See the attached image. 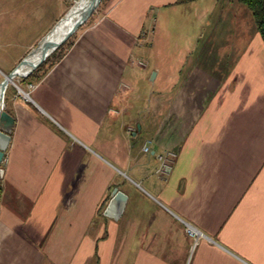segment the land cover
I'll use <instances>...</instances> for the list:
<instances>
[{"label": "crops", "instance_id": "0c3cea01", "mask_svg": "<svg viewBox=\"0 0 264 264\" xmlns=\"http://www.w3.org/2000/svg\"><path fill=\"white\" fill-rule=\"evenodd\" d=\"M21 1L16 15L39 10L45 36L66 11V0ZM163 32L167 47L144 50ZM147 65L156 91L144 109L134 74ZM25 84L5 93L0 264H264V45L245 6L105 0ZM115 188L128 199L118 221L104 216Z\"/></svg>", "mask_w": 264, "mask_h": 264}, {"label": "rangeland", "instance_id": "374dc122", "mask_svg": "<svg viewBox=\"0 0 264 264\" xmlns=\"http://www.w3.org/2000/svg\"><path fill=\"white\" fill-rule=\"evenodd\" d=\"M8 6L11 12L9 13H2L1 3H0V82L3 79V74H9L10 70L16 66L17 58L18 56L24 51L25 47L31 44L32 42H36L35 47L40 43L42 40L45 28H47V24L41 21L40 22V16H37L40 14L39 10L36 12L35 8L31 10L30 7L27 6L23 9L18 10L19 15H16L17 7L22 5L21 0H7ZM77 0H66V12L73 6ZM105 4V0H102L100 5L97 7L95 12L91 15V17L83 24L81 25L71 36L70 38L64 43L68 44L69 42L75 41V39L78 37L79 33L88 25H90L101 13L103 10ZM37 5V6H36ZM34 6L38 7V3L34 4ZM63 15V16H64ZM62 16V17H63ZM61 17V18H62ZM162 23L159 22V27L162 28ZM254 31H256V26L254 24ZM45 36V35H44ZM154 37V36H153ZM167 39V40H166ZM37 40V41H34ZM155 40V41H154ZM148 39L146 41V44H143L144 50H148L151 47L155 48H163L167 47L166 44L169 43V33L163 32L161 33L160 37H157L155 39ZM158 40V41H157ZM158 42V43H157ZM33 47L32 49H34ZM29 49V52L32 50ZM28 52V53H29ZM26 54V56L28 55ZM149 53L145 54L143 56V59H150L152 56L148 55ZM214 58V57H213ZM232 56L228 55V63L224 62L221 63L223 68H225V65L231 66V60ZM216 59V58H215ZM228 66V67H229ZM136 74H134V78L136 83L139 85V91L146 97L145 105H141L144 109L146 107H150L151 105L147 103L150 101V97L154 94L156 91V88H153L151 81L148 80V76L150 75V68H137ZM128 76V75H127ZM22 78L15 79L14 83L17 87L20 89H26L25 82H21ZM16 86L9 85L8 89H13ZM6 95V94H5ZM6 97V96H5ZM166 106V105H165ZM162 105L160 106V110L158 111V116L162 114L163 108L165 107ZM5 109V107H4ZM156 116V114L154 115Z\"/></svg>", "mask_w": 264, "mask_h": 264}, {"label": "water", "instance_id": "95a60500", "mask_svg": "<svg viewBox=\"0 0 264 264\" xmlns=\"http://www.w3.org/2000/svg\"><path fill=\"white\" fill-rule=\"evenodd\" d=\"M101 2L102 0H91L83 9V11L75 16L71 25L59 39L45 45V40L47 37L43 38L40 43L34 49H32L24 59L21 60L15 69H13L9 74L3 76V79L0 82V166L11 142L9 129H11L14 123L13 117L9 115L4 109L5 93L8 86H16V84L13 82L15 79H24L31 75L57 49H59L81 25H83L91 17ZM68 14L69 13H66L60 20L66 19ZM54 29L55 27L51 29L50 34ZM37 50L40 51L39 58L34 63L30 64L29 68L24 74L19 73V69L27 64L28 57ZM127 200V196L115 188L112 192V198L104 210V216L114 221H118L125 210Z\"/></svg>", "mask_w": 264, "mask_h": 264}, {"label": "trees", "instance_id": "16d2710c", "mask_svg": "<svg viewBox=\"0 0 264 264\" xmlns=\"http://www.w3.org/2000/svg\"><path fill=\"white\" fill-rule=\"evenodd\" d=\"M245 6L251 13L256 30L264 45V0H236ZM74 41L63 44L57 49L42 65H40L31 75L21 80L36 84L45 76V74L61 60L65 53L72 47Z\"/></svg>", "mask_w": 264, "mask_h": 264}, {"label": "bare ground", "instance_id": "6f19581e", "mask_svg": "<svg viewBox=\"0 0 264 264\" xmlns=\"http://www.w3.org/2000/svg\"><path fill=\"white\" fill-rule=\"evenodd\" d=\"M90 1L91 0H77V1H75L73 6L66 12V13H69L67 18L64 20H59L55 24V26H54L55 29L52 30L51 34H50V31H51L50 30L49 33L44 37V38L47 37V39L45 40V45L59 39L64 34V32L68 29V27L71 25L75 16L78 15L79 13H81ZM39 56H40L39 50H37L33 54H31L28 57L27 64L19 69V73L24 74L25 71L29 68L30 64L34 63L39 58Z\"/></svg>", "mask_w": 264, "mask_h": 264}, {"label": "built area", "instance_id": "2783aa9c", "mask_svg": "<svg viewBox=\"0 0 264 264\" xmlns=\"http://www.w3.org/2000/svg\"><path fill=\"white\" fill-rule=\"evenodd\" d=\"M33 87V84H30L29 85V88H32ZM151 143L148 142L143 150L144 152H148L150 150V145ZM174 154L172 152H167L166 154H162V155H158L157 156V159L159 161V167L157 168L156 172L159 174V175H167L170 173L171 169H172V166H171V163H172V160L174 158ZM187 233L192 236V237H195V239H198V234L197 232L192 229L191 227H188L187 228Z\"/></svg>", "mask_w": 264, "mask_h": 264}]
</instances>
